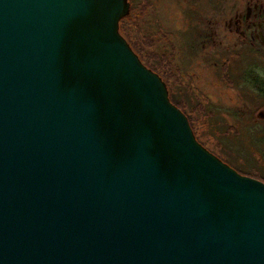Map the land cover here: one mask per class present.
I'll list each match as a JSON object with an SVG mask.
<instances>
[{
    "label": "water",
    "instance_id": "95a60500",
    "mask_svg": "<svg viewBox=\"0 0 264 264\" xmlns=\"http://www.w3.org/2000/svg\"><path fill=\"white\" fill-rule=\"evenodd\" d=\"M127 9L0 0V264H264V183L195 140Z\"/></svg>",
    "mask_w": 264,
    "mask_h": 264
},
{
    "label": "rangeland",
    "instance_id": "374dc122",
    "mask_svg": "<svg viewBox=\"0 0 264 264\" xmlns=\"http://www.w3.org/2000/svg\"><path fill=\"white\" fill-rule=\"evenodd\" d=\"M125 1L119 35L163 83L170 104L184 109L195 140L240 174L264 181V161L256 155L264 149L257 143L264 103L244 78L250 65L264 75V49L246 33L247 23L244 35L227 23L249 4L264 11V0ZM210 26L215 43L202 49Z\"/></svg>",
    "mask_w": 264,
    "mask_h": 264
},
{
    "label": "flooded vegetation",
    "instance_id": "af4514ba",
    "mask_svg": "<svg viewBox=\"0 0 264 264\" xmlns=\"http://www.w3.org/2000/svg\"><path fill=\"white\" fill-rule=\"evenodd\" d=\"M245 11L246 12L244 14L237 13L233 20H228L227 23L229 30H231L232 25H234L235 31H239L240 34L244 35L245 33H243L242 27L243 23H247L246 33L248 32L250 39L252 41H259V44L264 47V11L262 10V6L249 4L246 6ZM207 24L211 25L210 21H207ZM251 29L252 31L250 32ZM204 35V40L200 43V47H202V49H205L208 45L215 43L216 30H212L210 26L209 31Z\"/></svg>",
    "mask_w": 264,
    "mask_h": 264
},
{
    "label": "trees",
    "instance_id": "16d2710c",
    "mask_svg": "<svg viewBox=\"0 0 264 264\" xmlns=\"http://www.w3.org/2000/svg\"><path fill=\"white\" fill-rule=\"evenodd\" d=\"M120 24H121V22H120ZM118 31L120 32L121 31V28H120V25H118ZM260 47V49H261V51H263V49H264V47L263 46H259ZM261 74V73H260ZM259 74V72H258V69L256 68V67H254V65H250L249 66V68H248V70H247V72L245 71V75H244V78L246 79V80H248V88L249 87H251V88H254L257 92V95H256V97H257V99L259 98V100H262V102L264 103V75H260ZM244 79V80H245ZM243 84H247V82L246 81H244L243 82ZM251 85V86H250ZM180 111H181V113H184V109H182L180 106H178V105H175ZM187 121H188V118H187ZM188 124H189V126L192 128V125H190V123H189V121H188ZM193 130V129H192ZM192 133H194L193 131H192ZM262 136L263 137H261V138H259L258 140H257V143L258 144H264V128L262 129ZM193 136H194V134H193ZM256 155L257 156H259V159H261L262 161H264V149H263V151H258L257 153H256ZM214 156V155H213ZM217 159H220V158H217ZM221 160V159H220ZM222 161V160H221ZM225 165H227L229 168L231 167V168H233L232 166H230L227 162H225V161H222ZM239 175H243V176H247V174H245V173H243L242 172V174H240L239 172H238V170L237 169H235V168H233ZM259 180V179H258ZM259 181H261L262 183H264V181H262V180H259Z\"/></svg>",
    "mask_w": 264,
    "mask_h": 264
}]
</instances>
